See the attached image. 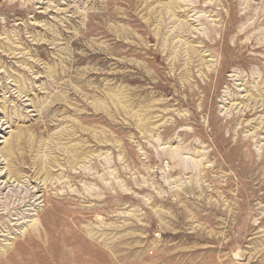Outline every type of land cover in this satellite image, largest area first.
Masks as SVG:
<instances>
[{
  "label": "rangeland",
  "instance_id": "1",
  "mask_svg": "<svg viewBox=\"0 0 264 264\" xmlns=\"http://www.w3.org/2000/svg\"><path fill=\"white\" fill-rule=\"evenodd\" d=\"M263 96L264 0H0V264H264Z\"/></svg>",
  "mask_w": 264,
  "mask_h": 264
},
{
  "label": "bare ground",
  "instance_id": "2",
  "mask_svg": "<svg viewBox=\"0 0 264 264\" xmlns=\"http://www.w3.org/2000/svg\"><path fill=\"white\" fill-rule=\"evenodd\" d=\"M179 36V35H178ZM202 75V74H201ZM209 88V87H208ZM20 92V91H19ZM22 92V91H21ZM26 94V93H25ZM264 97V96H263ZM244 105V104H243ZM150 124V123H149ZM172 131V130H171ZM155 132V131H154ZM156 135V134H155ZM18 140V139H17ZM13 143V142H12ZM11 144V143H10ZM10 144H8V145H10ZM14 148V147H13ZM12 149V148H11ZM9 151H11V150H9ZM9 151H5V153H4V155H5V157L6 156H9V155H11L10 153H9ZM2 155V154H1ZM5 160V159H4ZM167 201V200H166Z\"/></svg>",
  "mask_w": 264,
  "mask_h": 264
}]
</instances>
